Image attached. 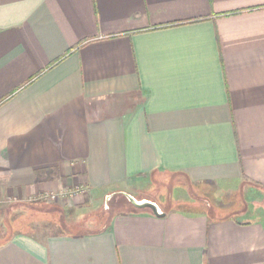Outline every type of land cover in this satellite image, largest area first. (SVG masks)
Listing matches in <instances>:
<instances>
[{"label":"crops","instance_id":"crops-1","mask_svg":"<svg viewBox=\"0 0 264 264\" xmlns=\"http://www.w3.org/2000/svg\"><path fill=\"white\" fill-rule=\"evenodd\" d=\"M168 177L264 193V0H0V264H264V219L180 189L93 232L37 201Z\"/></svg>","mask_w":264,"mask_h":264},{"label":"rangeland","instance_id":"rangeland-1","mask_svg":"<svg viewBox=\"0 0 264 264\" xmlns=\"http://www.w3.org/2000/svg\"><path fill=\"white\" fill-rule=\"evenodd\" d=\"M81 189L82 188L80 187L76 189L73 188L68 194H63L62 196H58L59 194H48L44 198L38 197L37 200L48 203L45 207L40 209L47 212L51 217L58 219V215L56 214H59L61 217L63 212L62 219L76 222L74 226H64V230L68 233L93 232L94 230H97L99 226L94 223H89L91 220L99 221V219L102 220V217L107 220V218L114 213L126 212L131 207L134 208L123 195H117L107 202V209L104 207L106 201L104 199V201L96 207L97 209L93 212L95 214L92 213V216H86L84 218L85 220H83L80 217L75 216L74 213L68 212L70 208H64L65 206H62L64 205L63 203L71 200L75 194L80 193ZM177 189L185 191L189 199L191 198V200L197 204L201 203L202 207H206L207 203L210 204L208 206L209 209H206L213 217H226L229 216V214L230 216H233L235 212L242 213L243 211H248L249 218L264 219V193L260 194V192L256 190L251 191L249 189H241L232 194L220 195L217 194L211 186H192L181 179L168 177L160 181V183L153 185V187L147 192L131 196L136 200L151 201L155 203L161 211H168L176 205L174 194ZM52 196L54 197L52 198ZM216 204L219 208L223 209V212L220 213L216 210V207L214 206ZM235 216H237V214H235ZM87 218L90 219L86 221Z\"/></svg>","mask_w":264,"mask_h":264},{"label":"water","instance_id":"water-1","mask_svg":"<svg viewBox=\"0 0 264 264\" xmlns=\"http://www.w3.org/2000/svg\"><path fill=\"white\" fill-rule=\"evenodd\" d=\"M123 196L130 202V204L137 210H148L155 217L161 218L165 214L161 211V209L153 202L148 200H136L129 194H123ZM112 195H109L105 198L104 207L107 209V202L110 200Z\"/></svg>","mask_w":264,"mask_h":264},{"label":"trees","instance_id":"trees-1","mask_svg":"<svg viewBox=\"0 0 264 264\" xmlns=\"http://www.w3.org/2000/svg\"><path fill=\"white\" fill-rule=\"evenodd\" d=\"M208 204V203H207ZM210 205V204H209ZM141 211H146V210H137L135 208H130L129 210L126 211V213H135V212H141ZM148 211V210H147ZM149 212V211H148ZM219 212H223V211H219ZM151 213V212H149Z\"/></svg>","mask_w":264,"mask_h":264},{"label":"built area","instance_id":"built-area-1","mask_svg":"<svg viewBox=\"0 0 264 264\" xmlns=\"http://www.w3.org/2000/svg\"><path fill=\"white\" fill-rule=\"evenodd\" d=\"M76 188H79V187H76ZM76 188H75V189H76ZM82 191H83V189L80 190V192H82ZM68 193H69V192H63V193L61 192V193H58V194H59L58 196H62L63 194H68ZM51 195H55V194H51ZM45 196H47V195H43L42 197L44 198ZM53 197H54V196H52V198H53Z\"/></svg>","mask_w":264,"mask_h":264}]
</instances>
